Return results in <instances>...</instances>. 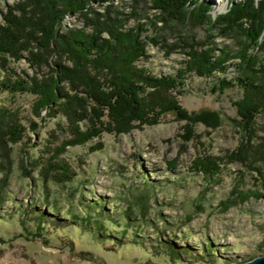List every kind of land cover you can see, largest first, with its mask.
<instances>
[{
	"label": "rangeland",
	"instance_id": "obj_1",
	"mask_svg": "<svg viewBox=\"0 0 264 264\" xmlns=\"http://www.w3.org/2000/svg\"><path fill=\"white\" fill-rule=\"evenodd\" d=\"M13 1L0 0V23ZM203 1L217 15L232 0ZM113 2L126 12L134 3ZM104 6L96 8L103 11ZM65 25L81 26V17L69 15ZM180 26L162 31L169 43L179 42L181 30L200 39L208 33L205 26ZM217 41L235 45L229 37ZM148 53L141 63L157 74L174 72L185 57L180 47L167 55L162 45L153 44ZM22 55L11 59L12 69L1 70L0 81L3 75L35 73ZM234 74L230 66L226 75ZM222 76L188 78L181 104L221 116L216 127L197 122L188 141L181 136L187 121L170 111L156 124L119 134L106 131L60 153L59 145L72 136L67 118L45 110L38 115L36 95L0 88V107L17 111L25 128L19 142L0 138V264H239L264 254V174L234 162L222 165L219 177L207 179L193 168L198 156H225L242 138L233 104L242 89L212 92L213 81ZM259 122L264 126V115ZM82 124L86 128L88 122ZM52 156L55 163L65 160L72 166L73 180L50 178Z\"/></svg>",
	"mask_w": 264,
	"mask_h": 264
},
{
	"label": "trees",
	"instance_id": "obj_2",
	"mask_svg": "<svg viewBox=\"0 0 264 264\" xmlns=\"http://www.w3.org/2000/svg\"><path fill=\"white\" fill-rule=\"evenodd\" d=\"M142 1L133 0L128 12L113 0H14L7 4L0 23V74L12 69L11 59L22 58V51L35 73L28 78L3 75L0 88L36 95L38 115L45 110L49 116L62 113L67 118L72 136L59 145L56 153H60L67 145L88 142L106 131L119 134L156 124L170 111L187 121L181 135L186 141L195 136L199 121L216 127L221 123L218 111H189L180 96L192 74L207 78L221 72L224 76L213 81L211 90L223 94L232 86L242 89L233 100L242 138L225 156H198L193 168L211 179L220 176L222 165L238 162L263 176L264 126L259 117L264 115V0H232L217 15L203 0H144L150 3L148 8ZM100 3L105 4L103 11L96 8ZM69 15L80 16L82 25L66 27ZM131 19L136 24L128 25ZM188 23L205 26L207 36L200 39L197 33L181 30L179 42L169 43L162 35L167 28L178 30ZM218 36L234 39L236 47L217 41ZM150 44L162 45L167 55L180 47L185 57L174 72L154 73L141 63L149 58ZM230 66L235 74L227 77ZM17 114L0 107L3 141L24 138L25 128ZM53 158H49L54 170L50 178L62 183L73 180L72 166L65 160L55 163ZM241 174L243 179L244 171Z\"/></svg>",
	"mask_w": 264,
	"mask_h": 264
},
{
	"label": "water",
	"instance_id": "obj_3",
	"mask_svg": "<svg viewBox=\"0 0 264 264\" xmlns=\"http://www.w3.org/2000/svg\"><path fill=\"white\" fill-rule=\"evenodd\" d=\"M241 264H264V254L255 256L249 260L242 262Z\"/></svg>",
	"mask_w": 264,
	"mask_h": 264
}]
</instances>
